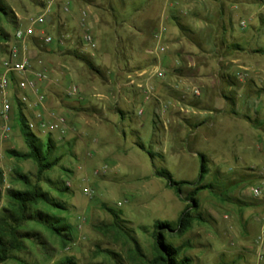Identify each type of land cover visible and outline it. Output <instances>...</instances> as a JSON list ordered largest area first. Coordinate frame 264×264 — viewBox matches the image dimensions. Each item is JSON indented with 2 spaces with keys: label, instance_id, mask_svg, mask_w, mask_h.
<instances>
[{
  "label": "rangeland",
  "instance_id": "1",
  "mask_svg": "<svg viewBox=\"0 0 264 264\" xmlns=\"http://www.w3.org/2000/svg\"><path fill=\"white\" fill-rule=\"evenodd\" d=\"M46 1L4 0L16 23L3 25L10 41L7 49L0 50V79L4 72L1 64L15 44L16 29L26 27L27 20L40 12ZM68 1L56 0L52 19L29 47H38L41 60L45 54L52 59L57 56L61 66L54 64L51 69L54 77L60 72L59 88L64 95L71 86H77L81 92L71 100L91 103L84 110L75 143L62 142L56 131H32L44 144L52 139L55 154L62 156L60 165L46 177L68 191L58 193L45 183L40 185L67 205L68 211L63 216L71 226L72 242L63 247L59 238L42 227L30 225L27 231L36 233L37 237L27 240L25 249L4 264H54L65 257L73 258L77 264H150L154 256L155 222H168L176 227L186 207V202L156 172L166 171L176 182H196L201 171V155L207 157L209 168L203 184L214 186L213 190L202 191L197 196L199 212L209 223H195L183 236L168 233L167 242L174 246L188 244L184 255L193 264H264V259L258 262L257 244L264 235V197L254 198L250 192L251 187L264 184V53H251L264 52V15L259 0H125L126 9L118 10L119 20L125 19L123 23H117L106 12L103 0H71L75 11L65 15L62 7ZM115 3L119 4V0ZM132 3L139 12H134ZM172 8L175 13L169 24L163 21L156 28ZM84 9L92 13L89 19L98 41L94 53L81 42L78 24ZM174 17L195 31L193 42L182 37ZM242 21L248 24L246 29L241 28ZM220 25L228 29L223 32L227 40L236 39L252 54L242 65L253 76L234 81L237 87L221 80L222 74H228V67L220 61L219 69V58L213 52V39L220 33ZM156 29L163 38L160 42L154 38ZM45 35L64 39L65 46L45 45ZM194 42L201 45L203 52ZM50 47L55 49L50 51ZM162 47L166 48L165 53L160 52ZM147 50H155V54ZM73 51L99 66L102 75L75 55H68ZM161 54L172 66H159L166 78L150 82L149 87L157 91L152 90L155 94L149 100L145 91L134 93L127 87L128 80L122 70L148 69L155 63L153 57ZM190 62L195 67L189 68ZM39 65H33L34 69L42 70ZM157 67L153 65L149 71ZM178 67H183L182 73L174 72ZM236 72H240L238 66L233 70ZM193 77L196 87L210 96L209 106L205 107L222 110L214 124L210 126L208 122L203 133L196 137L189 133L191 121L183 118L187 114L173 109L168 117L159 113L164 106H172L170 98L182 102L192 98L188 97L192 94L188 88L193 87L188 79ZM108 81L112 85L106 87ZM52 93L47 90L52 104L48 108L61 109L58 112L67 118L68 111L62 106L64 95ZM7 94L13 120L12 131L0 143L3 172L0 209L6 204L5 192L11 186L12 176L23 173L35 179L37 172L33 161H18L9 154L11 150L27 152L18 112L22 111L28 122L34 113L19 107L15 100L18 92ZM3 101L0 90V110ZM191 102L195 103L196 99ZM100 105H106L109 111L105 120L94 116L100 112ZM116 105L124 115L116 110ZM206 113L209 118V112ZM203 136L215 139L205 141ZM249 174H255L257 179L239 185ZM189 191V187L183 188L184 195ZM105 206L118 214L122 229L113 225L114 217ZM105 251L117 254L118 258L115 260Z\"/></svg>",
  "mask_w": 264,
  "mask_h": 264
},
{
  "label": "trees",
  "instance_id": "2",
  "mask_svg": "<svg viewBox=\"0 0 264 264\" xmlns=\"http://www.w3.org/2000/svg\"><path fill=\"white\" fill-rule=\"evenodd\" d=\"M42 5L44 6L45 3ZM103 5L105 6L106 12L112 15L117 23L119 21L121 23L125 21V19L119 20L120 16H118L120 14L119 9L122 11L126 9L125 0H119V4H116L115 0H103ZM95 8L102 10L101 7ZM132 8L134 12L140 11L134 3H132ZM173 19L177 22L182 37L193 42L192 39L195 31L179 22L178 17H174ZM15 23L16 18L13 12L4 0H0V50L7 49L10 41V35L6 32L3 25H12ZM226 31H228L226 25H220V33L218 35L216 34L213 39V52L215 53V57L223 60L246 51L236 39L227 40V37L223 36V32ZM193 44L203 52L200 44L195 42ZM252 53L261 54L264 52L263 50H255ZM68 55H75L91 69L100 73V70L95 68L89 59L80 56L76 51L68 52ZM183 70V67H180L174 70V72L179 74ZM234 79L227 74L221 75V80L225 81V83L228 81L227 83L229 84L226 83L227 85L237 87V83L234 82L237 80ZM18 103L20 108L23 107L19 101ZM18 121L23 126L21 132L27 146V152L11 150L9 154L18 161H33L36 164L37 172L35 179L23 173H15L10 179L11 186L5 192L6 204L0 209V264L14 259L15 253H20L25 249L27 240L33 241V238L37 237L36 233L27 231L30 225L42 227L50 234L56 236L61 241L63 247H67L72 242L71 226L63 216L68 211L67 205L58 201L57 198L51 195L50 191L44 190L40 185L41 183H45L58 193L68 191L67 188L62 189L58 182H54L46 177L48 172L60 165L62 156L55 154L56 146L52 139H49L48 143L44 144L36 134L32 133L29 129L27 118L22 111L18 112ZM201 159L200 176L196 182H176L168 172H156V176L165 179L168 186L174 189L179 198L186 202V207L181 213L176 227L168 222H155L153 232L154 256L149 261L150 264H193V260L184 255V251L189 245H171L167 242L166 234L183 236L192 230L195 223H209L199 212L197 196L202 191L213 190L214 186L212 184H203L204 179L208 175L209 168L207 157L201 155ZM255 179H257L255 174H249L238 184H246ZM2 181L3 172L0 170V183ZM184 187L190 188V191L186 195L183 193ZM105 208L114 217L113 225L122 229L118 214L106 206ZM104 253L111 255L115 260L118 258L117 254L108 251ZM54 264H77V262L71 257H65Z\"/></svg>",
  "mask_w": 264,
  "mask_h": 264
},
{
  "label": "built area",
  "instance_id": "3",
  "mask_svg": "<svg viewBox=\"0 0 264 264\" xmlns=\"http://www.w3.org/2000/svg\"><path fill=\"white\" fill-rule=\"evenodd\" d=\"M261 4V15H264V0H259ZM56 0H47L45 5L41 7V11L33 17H30L26 27H18L15 31V44L11 46L8 58L5 59L1 67L3 74L0 79V90L4 94V101L0 110V123L2 131L0 133V143L3 142L12 131L13 109L10 99L7 97L8 91L18 92L15 95V100L19 101L23 106L33 108V119L28 122L31 131H52L64 135L67 131L68 122L64 115L57 111L48 108L47 86L51 79L48 70H35L30 53L28 52L29 43L36 38L38 33L47 26L54 14V6ZM73 1L66 2L62 7V12L69 15L74 9ZM92 13L88 9L82 10L80 17V28L82 29L81 42L85 48L94 53L98 49V41L93 30V23L90 22ZM242 29H246L248 24L245 21L240 23ZM160 37V36H159ZM159 37H156L159 39ZM45 45H56L58 48L65 46V41L62 38H54L45 35ZM157 49V48H156ZM160 52L165 53L166 48H160ZM150 54H155V50H151ZM41 63V62H40ZM139 77L148 76L149 80L161 81L166 78L164 71L156 70L154 72L142 71ZM14 78V81H13ZM128 86H135V81L129 77ZM15 85V88H14ZM137 89L146 90V98L152 95L153 87H146L143 84H138ZM188 90L195 96H200L202 91L198 87H190ZM77 86H71L68 91L70 98L77 97L80 93ZM81 100V99H79ZM167 112V107L164 106L160 114L164 115ZM142 113V112H141ZM251 195L254 198L264 197V184L261 186H253L250 188ZM228 219L227 216L224 217ZM258 262L264 259V235L258 239Z\"/></svg>",
  "mask_w": 264,
  "mask_h": 264
},
{
  "label": "crops",
  "instance_id": "4",
  "mask_svg": "<svg viewBox=\"0 0 264 264\" xmlns=\"http://www.w3.org/2000/svg\"><path fill=\"white\" fill-rule=\"evenodd\" d=\"M74 9H73V11H75ZM174 13H175V10H173V8H172L171 11L169 12V14L166 15L164 20H162V19L160 20V24H158L156 28H160V26H161L163 21L166 22L167 24H169V20H171V16ZM78 25H79L78 26L79 30L81 31V34H82L83 31L80 28V21H79ZM158 30L159 29H156V31L154 32V34H155L154 38L158 42H160L161 40H163V38L161 37V32L158 33ZM156 37H159V39H157ZM165 41H166V39H165ZM165 41H164V43H165ZM34 46L35 45H33V48H31V49L28 46V50H29L28 52L30 53L31 58H32V62H33V64L35 66H36V64H38V65L40 64L39 66L42 68V70H48L51 81H50L49 85L47 86V90L53 91L52 94H54V92H57V93H60V95L63 96L64 93L59 88V84H60V82H59V74H60V72L57 74V77H54L55 76L53 74L54 71L51 69L54 64H57V65L61 66V64L59 62H57V59H56L57 56L55 57V59H52L49 55L45 54L44 59L41 60V58H40L41 51L38 49L37 46H35V47ZM54 49H55V47L54 48H51V47L49 48L50 51H52ZM150 51L151 50H147V52L149 54H150ZM162 55L163 54H161V56H154L153 57V59L155 60V63L153 65H157L158 66L154 71L161 70L160 69L161 67H159L161 64H163L164 67L172 66V64H169V62L167 61V59H166L167 57H164V56L162 57ZM251 56H252V54H250V50L246 49L245 52L239 53L237 55H234V56H232V57H230V58H228L226 60L219 59V63H218L219 64V69L221 67L220 66V61L221 62H225L226 66L228 67V72H227L228 74L227 75H229L230 77H233V78H235L238 81H245V80H248V78L251 79L252 76H253V75H251L252 71L248 67H246L245 65H242L243 62H244V59H246L248 57H251ZM176 63L177 64H175V66L177 67V65H179L180 61L178 60ZM153 65H151V66H153ZM188 66H189V68H192V67H195V64H192V62H190ZM236 66H238V70L240 72H236V74H234L233 70L235 69ZM97 67H99V66H97ZM97 67L95 66V68H97ZM150 67H148V69H144V70L138 69V70H135V71H132V72H129L126 68L124 70H122L124 72L125 77L127 78L128 82H129V79H128L129 77H132L134 79L135 86L130 87V86H128V83H127V87L132 89L134 93H138L140 91L136 87L138 84H143L144 86L146 85L145 88L149 87L150 82H152V80H149L148 76L142 78V77H139L138 75L142 71H149ZM178 68H176V69H178ZM97 69H99V68H97ZM129 69H132V68H129ZM61 70H62V68H60V71ZM154 71H149V72H154ZM97 74L102 75L101 70H100V73H97ZM194 80H196L195 77H193V79H188V82H190V86H195L196 87L197 84H195ZM169 81H170V79H169ZM166 83H167V80H166ZM111 85H112V83L110 81H108V84L105 85V86L109 87ZM167 85H170V82H168ZM198 88H200V87H198ZM200 89L202 91V88H200ZM142 91L146 92V90H142ZM156 91H157V89H154V92H156ZM154 92H153L152 95H149V100H150V98H153V95L155 94ZM190 96L192 98H189L188 100H185L183 102H182V100L180 101V100H176V99L170 98V100L172 102V106L171 107H167V112H166V114L163 115V117L164 116L168 117L169 114H170L171 109H173V111L176 110V113H185V114H187V116L183 115V118H187L189 121H191L192 125H191V127H189V133L191 134V136L196 137V136H199V135H201L203 133V131H204L203 128L206 126V124H209L208 122H210V126H212L214 124L215 119L220 115V112L222 110L217 109L215 106H212L210 108H206L205 107L206 105L209 106V104H207V103H209V101L211 100L210 96L208 94H206L205 92L201 93L200 96H195V95L190 94L188 97H190ZM62 98H63L62 106L64 108H66L67 111H68L67 118H66L67 122H68V126H67L66 133L64 135H61V137H62L61 141L62 142H66V144H72L73 142L74 143L76 142V139L78 138V136H77L78 131L82 128L81 120L84 118L83 116H85L84 110L89 109V107L91 106V103H84V104L82 102L81 103L80 102L76 103L73 100H71L72 98L69 97L68 93L66 95H64V97H62ZM99 98L102 99L103 96H99ZM192 99H196V102L192 103L191 102ZM233 99L235 100L236 98H233ZM51 105L52 104H51L50 96H49V100H48L49 108H50ZM24 107L29 109V111L31 110L29 112V114L33 111V108H31L29 106H24ZM258 108L259 107L257 106L256 109L258 110ZM99 109H100V112L97 113V115L94 114V116L96 118H99L100 120H105L106 114L109 112L107 110V108H106V105H102V106L100 105ZM101 109H102V111H101ZM60 110L61 109L57 110V112L58 111L61 112ZM116 110L118 112H120L121 114H123V111L120 108H117V105H116ZM160 112L161 111L159 110V113ZM206 112H209V115H210L209 118L206 117L207 116ZM62 115H64V114H62ZM160 115H162V114H160ZM209 119H211V120L209 121ZM203 139L205 141H211V140H213L215 138H211L210 139V138H207L206 136L205 137L203 136Z\"/></svg>",
  "mask_w": 264,
  "mask_h": 264
}]
</instances>
